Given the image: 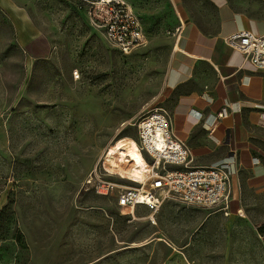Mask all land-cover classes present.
<instances>
[{
    "label": "rangeland",
    "instance_id": "obj_1",
    "mask_svg": "<svg viewBox=\"0 0 264 264\" xmlns=\"http://www.w3.org/2000/svg\"><path fill=\"white\" fill-rule=\"evenodd\" d=\"M14 1L40 36L22 45L0 7V264H84L97 249L127 246L141 229L139 215L149 214L121 211L85 180L109 152L129 158V174L143 171L148 156L135 122L164 106L180 17L171 0H126L148 35L126 54L92 25L84 0ZM114 180L136 184L127 175ZM245 211L247 264H264V187Z\"/></svg>",
    "mask_w": 264,
    "mask_h": 264
},
{
    "label": "crops",
    "instance_id": "obj_2",
    "mask_svg": "<svg viewBox=\"0 0 264 264\" xmlns=\"http://www.w3.org/2000/svg\"><path fill=\"white\" fill-rule=\"evenodd\" d=\"M171 1L180 24L162 102L193 166L236 159L229 214L198 206L149 210L139 215L141 229L127 246L97 249L95 259L84 264H233V258L248 263L251 243L240 223L249 195L264 187V72L225 38L240 31L263 35L264 0ZM0 7L22 45L39 38L40 30L14 0H0ZM152 216L155 224H145Z\"/></svg>",
    "mask_w": 264,
    "mask_h": 264
},
{
    "label": "built area",
    "instance_id": "obj_3",
    "mask_svg": "<svg viewBox=\"0 0 264 264\" xmlns=\"http://www.w3.org/2000/svg\"><path fill=\"white\" fill-rule=\"evenodd\" d=\"M84 1L88 4L92 25L109 44L126 54L147 44L148 35L141 17L126 0ZM177 33L179 27L175 35ZM225 41L241 52L256 71L264 72V34L257 36L240 31L227 36ZM225 113L224 110L217 116L221 118ZM135 125L139 148L148 156L146 165L141 166L140 176L127 171L131 168L128 157H110L109 152L100 161L110 162L113 170L104 164L102 168L99 161L86 178V187L100 195L115 198L120 210L128 211L132 216L139 206L154 213L168 200L187 206L215 208L229 214L232 177L238 173L235 158L210 166H193L190 149L174 134L171 114L164 106L147 111ZM121 158L125 168L120 167ZM117 167L118 170L115 169ZM117 174L127 175L136 184L115 181Z\"/></svg>",
    "mask_w": 264,
    "mask_h": 264
},
{
    "label": "bare ground",
    "instance_id": "obj_4",
    "mask_svg": "<svg viewBox=\"0 0 264 264\" xmlns=\"http://www.w3.org/2000/svg\"><path fill=\"white\" fill-rule=\"evenodd\" d=\"M242 212H243V211H242ZM151 218H152L153 220H155L153 216H152Z\"/></svg>",
    "mask_w": 264,
    "mask_h": 264
}]
</instances>
